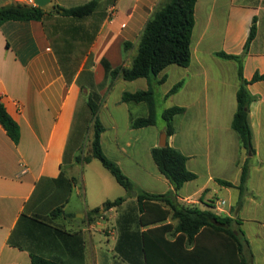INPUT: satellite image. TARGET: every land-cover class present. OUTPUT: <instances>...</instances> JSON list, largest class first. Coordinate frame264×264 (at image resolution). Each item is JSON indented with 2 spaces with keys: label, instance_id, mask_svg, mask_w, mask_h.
Wrapping results in <instances>:
<instances>
[{
  "label": "crops",
  "instance_id": "obj_1",
  "mask_svg": "<svg viewBox=\"0 0 264 264\" xmlns=\"http://www.w3.org/2000/svg\"><path fill=\"white\" fill-rule=\"evenodd\" d=\"M52 1L46 10L56 6L69 9L91 0ZM161 1L105 0L92 18L69 21L74 31L66 41L58 29L51 33L47 22L10 21L0 25V103L21 132L16 144L0 123V264H32L33 254L57 264H129L116 251L118 221L138 205L137 199L130 197L132 200L128 199L123 206L104 211L107 201L116 200L111 195L115 189L113 181L98 170L97 159L90 163H80L78 159L92 153L94 118L89 98L97 94L105 101L121 79L113 80L107 75L103 61L112 69L131 67L136 55L129 56L132 49L126 52L125 43L138 49L139 38ZM207 1L205 21L201 24L202 0L197 3L194 33L197 31L199 36L193 46V34L192 62L188 68H182L187 74L177 82L184 81L177 93L184 100L178 107L186 109L181 116H190L191 145L188 148V142L179 140L178 129L174 136L168 137V145L189 158L188 169L197 175L196 180L185 184L178 199L187 207L214 211L237 221L250 244L251 264H264V81L248 86L255 97L249 113L254 153H249L232 128L241 86L238 65L215 55L217 52L242 55L257 19V37L244 58V78L250 82L255 75L264 74V0ZM9 5L29 6V0H0V8ZM54 18L55 22L63 20L58 13ZM217 32L222 35L221 48L210 49L207 37ZM74 49L82 52L77 63L70 57ZM59 51L67 54V66ZM210 54L216 56L221 66L226 63L233 67L223 65L224 74L212 73ZM171 68L161 73L158 80L164 76L169 79ZM147 84L140 91L148 90V80ZM103 109H109L106 101ZM120 110L123 107L110 110L107 121L101 118L100 110L99 118L105 128L101 136L103 151L106 145H112L143 170L133 144L127 143V149L122 147L118 133ZM132 119L135 118L127 108V126L131 127ZM149 128L156 125L138 130ZM165 131L166 126L161 132ZM87 140L89 154L80 156ZM156 147H160L159 133L147 150L151 156ZM116 162L123 168L121 160ZM246 162L250 163V175L246 193L240 200L236 186ZM158 174L145 170L149 182L143 190L136 191L151 194L172 191L166 177ZM221 181L235 187H226ZM221 189L229 193L234 190L236 194L229 211L220 214L216 209L219 201L215 209L206 204ZM59 208L62 212L53 217ZM98 209L100 212L92 214ZM99 236H104L106 242Z\"/></svg>",
  "mask_w": 264,
  "mask_h": 264
},
{
  "label": "trees",
  "instance_id": "obj_2",
  "mask_svg": "<svg viewBox=\"0 0 264 264\" xmlns=\"http://www.w3.org/2000/svg\"><path fill=\"white\" fill-rule=\"evenodd\" d=\"M104 1L91 0L69 9L56 6L51 11L26 5H9L0 8V25L10 21H38L46 24L55 17V13H58L59 18L63 20L73 18L70 21L83 22L95 16ZM198 1L162 0L139 38L137 54L131 67L112 69L106 60L103 61L107 75L113 80L122 78L132 82L147 79L149 82L148 90L123 94L124 103L146 104L148 107L147 116L132 119L133 129L148 128L157 124V101L152 80L157 79L171 66L188 68L191 65ZM256 37L257 19L253 22L242 55L215 53L218 58L233 61L238 65L241 86L237 92L238 109L232 128L238 134L242 147L249 153H254L249 113L255 97L249 92L248 86L264 81V74L255 75L250 82L245 80L244 58L248 55ZM132 47V43H125L126 52ZM58 53L60 57V52ZM167 79L168 77L164 76L155 84L163 85ZM183 86L184 81H180L166 97L176 95ZM100 99L97 94L89 98V106L94 118L92 153L83 160L78 159V162L90 163L94 159L99 160L116 182L130 194L136 190L134 183L117 163L105 156L102 148L101 136L105 128L99 118ZM185 112V108L178 106L165 110L163 114L166 123L165 133L169 138L176 133V118ZM0 123L9 137L18 144L21 137L20 127L2 103H0ZM152 158L173 190L166 194L137 191L138 205L127 211L118 221L119 240L116 251L121 259L129 264H251L250 244L237 221L218 215L214 211L187 207L179 202L178 193L185 184L197 179V175L188 169L189 158L170 145L152 149ZM249 175L250 163L246 162L240 184L236 186L240 191V200L246 193ZM221 182L226 187H235L230 182ZM127 198L120 197L114 201H107L103 206L104 211L123 206ZM210 208L215 209L214 203ZM61 212L62 209H56L53 217ZM98 212L99 209L92 214ZM31 258L32 264H57L34 254Z\"/></svg>",
  "mask_w": 264,
  "mask_h": 264
},
{
  "label": "rangeland",
  "instance_id": "obj_3",
  "mask_svg": "<svg viewBox=\"0 0 264 264\" xmlns=\"http://www.w3.org/2000/svg\"><path fill=\"white\" fill-rule=\"evenodd\" d=\"M207 6H208V1L202 0V4L200 6V13H199V23L200 24L205 21L204 13H205V7ZM202 9H203V12H202ZM72 19L73 18H67V20H61V22H55V18H51L47 22V27L51 33L52 32L54 33L56 29H58L59 32H61L62 39L66 41L67 40L66 38L68 36L72 38V35H73L74 25L69 22ZM198 36H199V33L196 31L194 33V45L193 46L196 45ZM207 38H209L210 40L209 45H208L210 49L219 50L221 48L222 35L220 32L210 34L208 35ZM137 50L138 49L135 50L132 47V51L130 52L129 56L130 57L131 55L135 56L137 54ZM59 52H60V57H61V60L63 61V64L67 66L69 64L67 61L68 60L67 54H65L62 51H59ZM71 52H74V53L70 57L75 61V63H77V61L79 62V60H81L82 58L81 49L80 51L77 49H74ZM208 57H209L208 59L211 61V67H213L212 73L214 74H217V73L224 74V66L226 65L227 67H233V66H230L232 64H226V63L223 64L224 66L223 65L221 66L220 64L216 62L215 60L216 56H212L210 54L208 55ZM130 61L131 59L127 62V64H130ZM168 74H169V79L167 83H165L164 85L155 84L156 81L159 79V77L157 79L152 80V82L154 83V90H155L156 101H157V115H156L157 124H156V128L154 129L149 128L145 130H133L130 126H127V123L125 120L127 108L130 109L131 113L133 114V118H139L141 116H146L148 107L146 104H125L122 102V96L125 92L140 91V90L147 88L148 86L147 80H137L134 82H128L121 78L113 86L110 92V95H108V98L105 99V101L108 103L109 109L112 111L113 109L117 107H123V110H120L118 113V117L120 119L119 126H118V133L120 137L122 138V147L126 148V144L130 142L133 144L134 146L133 150L137 152L139 158L141 159L142 169L144 171L139 169L136 166L135 162H133L132 160L124 158L118 151H116L113 148L112 145H106V151L104 154L112 162L117 163L116 160L122 161V164H123L122 166L126 172V175L131 179L136 189L138 190H143V187H145V185L149 182L148 179L146 178L145 170L149 172H155L156 175H159L158 174L159 172H157L158 170H156V165L152 159V156L150 152L147 150L149 148V145L150 146L152 145V142H153V139L156 133H159V141H161L162 139L164 132H161V130L163 127L166 126V123L163 117L165 110L170 107L179 106L180 104H182L184 100L183 95L177 96L176 94L167 99L166 94L177 84L178 80L185 77L187 72L183 70L182 68H179L177 66H172ZM161 77L162 75L160 76V78ZM105 101L101 97L98 103L101 106L100 110H102L101 118L107 121L110 110L103 109ZM189 118H190L189 115L179 116L175 120L176 129H178L180 133L179 140L184 141L186 143L188 142L187 144L188 148L191 145L190 144L191 142H190V127H189L190 120ZM89 144L90 143L87 140L86 146L83 147V150L79 153L80 156H86L87 154H89V151H90ZM95 164L97 165L98 170L102 171L103 173H106L112 179L115 189L112 190L111 195L113 196L114 199H118L120 197H128L127 199L132 200V198L129 197V195H131L132 193L129 194L125 189H123L116 182V180L110 174V172L105 169V167L102 165V163L99 160H95ZM134 192H137V191L135 190ZM235 194L236 192L234 190L231 193H229L225 189H221L217 193V195H215L214 193L211 195L214 198V200H210L206 205L211 206L212 203H214L216 207L218 201L220 202V201L225 200L227 204L224 206V210L229 211L230 206L234 203ZM136 197L137 196L135 197L133 196V199L136 200ZM188 207H191V205L190 206L188 205ZM100 237L103 242H106V239L104 236H99V238ZM261 262L262 261H258V263H261Z\"/></svg>",
  "mask_w": 264,
  "mask_h": 264
},
{
  "label": "water",
  "instance_id": "obj_4",
  "mask_svg": "<svg viewBox=\"0 0 264 264\" xmlns=\"http://www.w3.org/2000/svg\"><path fill=\"white\" fill-rule=\"evenodd\" d=\"M36 4L42 8V9H47L51 4L52 0H35ZM168 146V135L166 133L163 134L162 139L160 141V147H167ZM137 192H132L131 197L137 196Z\"/></svg>",
  "mask_w": 264,
  "mask_h": 264
},
{
  "label": "built area",
  "instance_id": "obj_5",
  "mask_svg": "<svg viewBox=\"0 0 264 264\" xmlns=\"http://www.w3.org/2000/svg\"><path fill=\"white\" fill-rule=\"evenodd\" d=\"M29 6H31V7H35V8H38L39 6L36 4V2H35V0H29ZM110 16H111V18H113L114 17V11H112L111 12V14H110ZM227 203H226V201H220L219 203H218V206H217V212L218 213H223V211H224V206L226 205Z\"/></svg>",
  "mask_w": 264,
  "mask_h": 264
}]
</instances>
